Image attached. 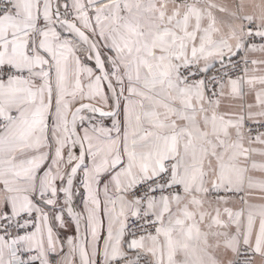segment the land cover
Masks as SVG:
<instances>
[{
    "label": "snow or ice",
    "instance_id": "obj_1",
    "mask_svg": "<svg viewBox=\"0 0 264 264\" xmlns=\"http://www.w3.org/2000/svg\"><path fill=\"white\" fill-rule=\"evenodd\" d=\"M0 264H264V0H0Z\"/></svg>",
    "mask_w": 264,
    "mask_h": 264
}]
</instances>
